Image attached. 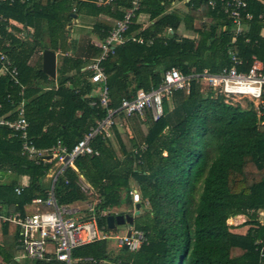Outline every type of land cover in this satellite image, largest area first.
Segmentation results:
<instances>
[{"label": "trees", "instance_id": "trees-1", "mask_svg": "<svg viewBox=\"0 0 264 264\" xmlns=\"http://www.w3.org/2000/svg\"><path fill=\"white\" fill-rule=\"evenodd\" d=\"M94 1L0 2V50L24 87L26 133L37 149H48L59 140L70 150L105 116L98 98L89 96L96 86L87 83L83 72L78 73V63L73 65L76 75L70 77L62 65L56 89L51 86L44 91L53 81L27 64L35 52L55 50L71 21L73 5L74 12L87 9L99 14L109 10L114 22L122 18L130 0H114L97 7L91 3ZM207 1H140L126 35L134 33L143 43L128 41L101 63L108 109H116L121 99L133 98L138 90L155 89L164 72L172 68L182 75L202 70L217 73L229 66V49L237 51L245 66L254 57L264 74V0H246L251 20L233 42L229 22L217 10H210ZM174 3H181L185 11L174 10ZM139 14L147 15L150 22L141 31L136 24ZM8 20L32 29L31 38L28 34L15 37L7 33ZM113 22H98L100 39ZM194 22L199 23L198 28L193 27ZM179 26L193 37H178ZM45 35L47 44L43 42ZM19 90L10 81H0V115L8 113L7 120L16 118L12 111L20 100ZM90 102L95 104L91 106ZM244 102L245 107H241L210 89L202 94L200 85L192 82L187 92L176 91L162 103V115L155 121L147 109L141 116L115 115L111 139L96 135L90 146L97 155L77 157L75 171L66 169L57 178L54 195L60 206L84 202L86 195L79 183L82 178L96 196L92 213L96 223L103 226L101 213L108 215L114 208L124 206L130 211L118 215L132 217L133 184L140 202L130 227L141 231L145 242L135 252L115 248L117 254L112 256L107 241H97L75 248L72 257L91 258L97 264L110 260L118 264H264V222L259 224L257 220L264 213V117H257L251 101ZM122 122L128 134L118 131ZM20 146L18 135L0 127V173L12 176L0 183V209L3 214L19 213L23 217L37 212L30 202L45 196L43 179L50 165L21 157ZM21 177H26L27 183L16 195L13 188L19 186ZM239 215L247 217L249 226L243 235L230 232L226 225L229 218ZM17 233L16 225L0 222L3 264H17Z\"/></svg>", "mask_w": 264, "mask_h": 264}, {"label": "built area", "instance_id": "built-area-1", "mask_svg": "<svg viewBox=\"0 0 264 264\" xmlns=\"http://www.w3.org/2000/svg\"><path fill=\"white\" fill-rule=\"evenodd\" d=\"M4 1L6 0H0V2ZM7 1L24 3L28 0ZM113 1L95 0L93 3L96 6H104ZM140 1H129V7L122 13V18L115 20L113 27L97 43L98 53L96 57L82 69L83 72L88 73L87 83L98 87L95 96L98 98V105L105 109V116L97 121L96 126L78 140L70 150H67L59 140L48 149L34 147L26 133L28 124L24 118V100L22 99L24 87L18 82L16 69L0 50V73L3 75L4 81H10L20 88L18 94L20 100L12 111L16 114V118L7 120L8 113L0 115V127H6L19 136L21 140L19 154L21 157L35 164L50 165L46 172L49 185L45 196L43 198L34 197L30 202L37 207L36 213L21 217L18 213L3 214L0 209V222H9L18 227L16 239L18 259L39 261L41 263L97 264L91 258L72 257V251L83 245L113 239L116 249L125 247L126 251L135 252L145 242L142 232L132 227H128L122 235L111 237L106 225L99 226L96 223V218L92 213L94 205L93 207L88 205L83 210L72 205L60 206L57 204L54 195V185L57 178L66 169L75 171L74 160L77 157L97 155V152L92 150L90 143L96 135L110 137L113 117L118 113L125 117L134 114L141 116L142 111L147 109L152 120L155 121L162 115V103L164 101L168 102L171 95L176 91L184 90L187 92L191 83L195 82L201 88L210 89L214 93L222 95L225 99L237 98L251 101L257 117H264V74L262 73V65L252 57L249 66H245L237 51L233 49L227 51L229 66L221 68L217 73L202 70L200 73L191 72L182 75L177 69L172 68L164 72L160 83L155 89L148 92L138 90L133 98L121 99L116 109H108L109 101L101 63L109 56H113L116 47L128 41L138 44L143 43L142 39L135 37L133 33L126 35L135 19V13L140 7ZM206 5L210 10H217L218 13L225 16L230 24L232 42L235 37L246 31L247 22L251 20V15L246 12V0H208ZM262 11L264 24V8ZM73 12L74 8L71 9V13ZM6 32L9 33L8 27H6ZM89 96L93 97L92 95ZM6 99H10V96L7 95ZM94 104V102H90L91 106ZM64 184H66V181ZM82 185H80V188L87 196L85 188L88 190V187L83 186V189ZM24 187L22 185L16 186L13 188V192L18 195ZM130 196L133 204L140 202L136 191H131ZM39 208L44 210L39 211ZM101 216L105 218L108 215L103 212ZM127 232L129 233L128 236H126ZM259 256L261 257V254Z\"/></svg>", "mask_w": 264, "mask_h": 264}, {"label": "crops", "instance_id": "crops-1", "mask_svg": "<svg viewBox=\"0 0 264 264\" xmlns=\"http://www.w3.org/2000/svg\"><path fill=\"white\" fill-rule=\"evenodd\" d=\"M179 4L181 3L171 4V7L174 10L179 11L178 8L175 7V5H179ZM73 8H74V5H73ZM109 13L111 12L108 10L107 12L94 14L92 13V11L87 10V9H82L78 12L72 13L71 21L68 23L66 27V33L62 36L63 38H60L62 40L60 39L57 40L55 50L53 51L51 49H45V50H49L54 53L55 67H54V78L48 77L49 79L53 81V83L49 87L43 88V91L50 89L51 86L54 87V89H56V77H57L58 71L62 68V65H64L63 68L68 71L67 76L70 77V76L76 75V70L73 68L74 63H78L79 65L78 73L81 74L83 72L82 71L83 67H85L88 63L93 61V59L96 57L95 56V53H96L95 50L97 49L96 45L100 40L99 35L102 34V31L100 30L99 32L97 31V25L99 21L112 23L114 19L111 18V15ZM136 24L139 26L138 31L144 30L146 27H148L150 25V22L148 21L147 15L139 14L136 18ZM7 27L9 28V33H12L15 37H18V36L20 37V35L22 34L23 35L28 34V38L30 39L32 36V29L26 28L24 25L14 22L12 20H8ZM193 27L198 28L196 27L195 22L193 23ZM168 33H171V31ZM190 34L191 33H189L187 30H184L183 26H179L178 30L176 31V35L178 37H189L190 38ZM262 36H264V31L262 32ZM43 42L47 44L46 37H44ZM42 51L35 52L29 58L27 62L28 66L33 67L34 69L39 68L41 70ZM68 60H70V62ZM83 74H84L83 78L87 80L88 73L83 72ZM0 81L2 82L4 81V77L1 73H0ZM97 89L98 87H94L89 95L95 96V94L97 93ZM76 115L78 116L79 113H76ZM109 139L111 138L109 137ZM11 177L12 176L8 174L7 172L6 174L0 173V183L8 182L11 179ZM80 180H82V178H79V182H81ZM17 182L19 186L20 185L26 186L27 178L21 177L17 180ZM83 185H84V182H83ZM14 261L17 264H28V263L32 264L33 263V261H29L26 259H18L17 249H16V253L14 256ZM0 264H3L1 262V259H0ZM98 264H109V263L101 262Z\"/></svg>", "mask_w": 264, "mask_h": 264}, {"label": "rangeland", "instance_id": "rangeland-1", "mask_svg": "<svg viewBox=\"0 0 264 264\" xmlns=\"http://www.w3.org/2000/svg\"><path fill=\"white\" fill-rule=\"evenodd\" d=\"M175 7L178 8V10L181 13L185 11L184 6L182 4L175 5ZM196 27H199V23H196ZM44 37H46V35ZM190 37H193V36L190 34ZM201 92H202V94H204L205 93V89L201 88ZM231 101L233 103L234 102H238L241 107H245L244 99L232 98ZM168 106H169V109H170L171 108L170 103L168 104ZM117 129H118L119 132H126L128 134V130H127L124 122H122V124L120 126H117ZM262 137H264V136H262ZM47 181H48V178L45 177L44 180H43V183L48 188L49 183H46ZM80 181H81L80 185H82L83 181L82 180H80ZM83 186H86L85 183H84V185H82V188L84 189ZM131 188L133 190L136 189L133 184H131ZM85 191L87 193L86 200L84 202H76V203L72 204L73 207H75V208L78 207L81 210L85 209V207H87L88 205H91L93 207V205L96 203V196H95V194H92L91 192H89L86 188H85ZM143 207L147 208V204L145 202H143ZM129 211H130V209H127L124 206H122V207H119V208L111 209L109 211L108 215H118L119 213L129 212ZM141 213H143V212L141 211ZM132 218L135 220L136 216L133 214ZM257 220H258L259 224H262L264 222V213L263 214H259ZM246 222H247V217H245L243 215H239V216H234V217L229 218L226 221V225L229 227L228 229H229L230 232L235 233V234L243 235L246 232V230L248 229V227H249L248 225H246ZM130 226H132V225H127V224L120 225V226L115 225V227L113 229L109 230V235L111 237L116 236V235H122L124 232H126L127 228L130 227ZM114 242L115 241L113 239L107 240V247H108V249L112 250V256L117 254V250L114 247ZM108 263L109 264H118L117 262H113L111 260L108 261Z\"/></svg>", "mask_w": 264, "mask_h": 264}, {"label": "water", "instance_id": "water-1", "mask_svg": "<svg viewBox=\"0 0 264 264\" xmlns=\"http://www.w3.org/2000/svg\"><path fill=\"white\" fill-rule=\"evenodd\" d=\"M42 63H41V71L49 78H54V67H55V58L54 53L49 50H43L41 53ZM134 215L138 214V204L133 206ZM105 225L107 229L111 230L115 227V225H131L132 217L128 215H108L105 217ZM128 232L126 236H128ZM126 250L125 247L122 248Z\"/></svg>", "mask_w": 264, "mask_h": 264}, {"label": "clouds", "instance_id": "clouds-1", "mask_svg": "<svg viewBox=\"0 0 264 264\" xmlns=\"http://www.w3.org/2000/svg\"><path fill=\"white\" fill-rule=\"evenodd\" d=\"M135 205V204H134ZM134 211V210H133Z\"/></svg>", "mask_w": 264, "mask_h": 264}]
</instances>
